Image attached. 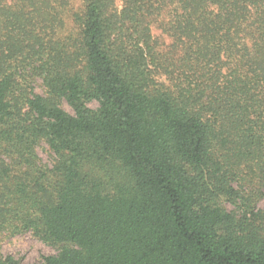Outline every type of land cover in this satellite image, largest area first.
I'll list each match as a JSON object with an SVG mask.
<instances>
[{
	"label": "trees",
	"instance_id": "obj_1",
	"mask_svg": "<svg viewBox=\"0 0 264 264\" xmlns=\"http://www.w3.org/2000/svg\"><path fill=\"white\" fill-rule=\"evenodd\" d=\"M121 1L0 0V231L61 246L35 264H264V0Z\"/></svg>",
	"mask_w": 264,
	"mask_h": 264
},
{
	"label": "rangeland",
	"instance_id": "obj_2",
	"mask_svg": "<svg viewBox=\"0 0 264 264\" xmlns=\"http://www.w3.org/2000/svg\"><path fill=\"white\" fill-rule=\"evenodd\" d=\"M8 3H10V0H8ZM116 5L118 10H121L122 1L116 0ZM78 6V0H72L71 7L73 9H76L78 8ZM67 17L69 18L68 15ZM72 29V24L67 21L64 28V32H71ZM152 33L155 38H157L159 41H161L162 44H164L162 46L164 47L163 49H165L170 44L169 38L163 35L157 27L154 26L152 28ZM36 92L39 94H44V89L40 81H38L36 85ZM89 107L95 109L98 107V104L91 103L89 104ZM62 108L65 109L67 112L73 114L72 109L66 103L62 104ZM37 154L43 164L49 166L52 165L54 157L48 150L46 144L42 143L38 147ZM227 207L231 208L229 205ZM60 250V245L45 243L35 238L31 233L12 235L7 231H0V261L4 260L8 256H11L17 261H19L20 264L41 263L45 257L57 255Z\"/></svg>",
	"mask_w": 264,
	"mask_h": 264
}]
</instances>
